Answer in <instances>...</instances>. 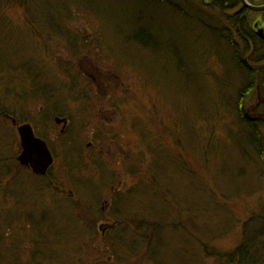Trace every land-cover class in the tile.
<instances>
[{
  "label": "rangeland",
  "instance_id": "374dc122",
  "mask_svg": "<svg viewBox=\"0 0 264 264\" xmlns=\"http://www.w3.org/2000/svg\"><path fill=\"white\" fill-rule=\"evenodd\" d=\"M19 1L0 0V107L31 124L55 158L47 177L20 169L18 132L0 117V264H224L244 233L263 243L253 229L264 217V95L256 85L244 106L262 120L253 152L219 103L228 96L216 92L200 0H190V18L154 0H31L38 20ZM138 28L159 46L148 33L149 47L136 43ZM111 194L121 196L116 208ZM91 206L101 212L83 219ZM116 214L133 222L118 258L99 230ZM50 249L54 260L36 255Z\"/></svg>",
  "mask_w": 264,
  "mask_h": 264
},
{
  "label": "trees",
  "instance_id": "16d2710c",
  "mask_svg": "<svg viewBox=\"0 0 264 264\" xmlns=\"http://www.w3.org/2000/svg\"><path fill=\"white\" fill-rule=\"evenodd\" d=\"M154 1L165 4L173 12H175L174 15H183L185 18L196 16V12L194 10L192 11L189 6V3H191L190 0ZM247 2L252 6L264 5V0H247ZM65 3L67 4V2ZM18 4L22 7L24 5L25 10L33 14V19L38 20L35 14L37 12H42L40 7L38 8V10L33 11L31 8V0L19 1ZM60 5L62 6V10L63 7L66 6L62 3ZM201 5L203 7L199 10V13L196 16L195 20L201 34H205L206 38L204 37L202 39L204 40L205 46L208 49V51L206 52L215 54L216 60L219 63L218 67L220 68V74L217 76L215 75L216 78L214 80L216 84V92L218 93V98L220 100L222 99L221 93H227L225 97L228 96L225 101L222 100L223 102L220 101L219 103L223 108L225 106L224 111L227 110L229 114L234 115L236 126H238L239 128L237 134L241 133L242 130V133H244L245 135V140L250 139L251 141L250 144L252 145V151L258 152V147H260L261 143L259 124L262 123V120L260 121L259 119L255 120L251 118L249 114H246L244 106L246 99L251 96V94L253 93L252 91H254V87L256 85H258L259 89L264 95V38H261L257 35L256 30L254 29L255 26L253 25L252 17L256 16L255 18L257 19V15L261 16L260 20L262 21V24L264 26V12L255 13L248 10L247 8L242 6L241 0H211L210 3H201ZM39 15L41 17L40 19H42V15L40 13ZM61 19L66 20L67 18L65 19V17L63 16L58 17L56 21L60 22ZM212 21L220 23L218 25H213ZM137 31L138 35L134 39L136 43L139 37H141L142 41L140 42V45L146 46L145 48L149 47L147 46V40L145 36V33H148L149 40L151 39L150 46L152 48L159 46L157 43H155L158 41V39L156 38V34H152L150 31H144L142 28H138ZM198 38L201 40L200 37ZM15 100H17V102H21L19 98ZM56 113V115H61V113L59 112ZM43 114H46V112H42V116ZM7 116H13L19 123H28L26 120L15 116L13 113L6 114L3 111V108L0 107V117L4 120L7 119ZM153 184L155 187V185H157L156 181L153 182ZM147 193L149 195L148 191ZM111 196H113L114 199L113 203L115 202L114 196L118 199H121V196H119L118 194H111ZM117 204L118 203L116 200V203L113 204V208H116ZM151 210V213L154 212L153 214H156L157 218L160 220V223L165 224L168 221L164 220L163 212L156 211L155 209ZM113 211L112 214L115 213V210ZM95 212H101L98 206L89 207L88 210L84 211L83 219L90 220L89 215L94 216L95 218ZM115 216H117L118 219H113L114 221L109 225L110 227L107 228L103 241L106 237V241H109L110 243V253H112L113 256H117L118 258V252H120V249L125 246L124 238L128 233L127 230L133 231V227L130 225V223L133 222H126V220L121 221L118 214H116ZM109 218L111 219V216ZM98 221L99 220L89 221L90 227L93 229V226L96 225ZM141 223L146 225L147 221L143 220L141 221ZM143 224H141V230L145 231V226ZM163 224H159L160 226L155 229V232L153 234V245H151L150 242L146 244V249L148 251H152V253L155 249H159L160 247L158 243L163 239L161 232L163 233L165 231L164 229H162ZM89 225L87 224V226ZM258 226L259 228L261 227V232L257 240L260 237H264V217L262 218V221H260ZM137 228H140L139 224ZM177 230V228L170 225L169 232L171 234L167 232V236H171L174 238L176 236ZM243 230H246L245 226L243 227ZM107 233H109V236L106 235ZM53 235L55 237V234ZM88 236L89 237L87 238L92 237L91 243L93 244L95 242V239H93L94 233L91 231V229H89ZM87 238H79L78 241L81 245V250H83L85 246H88L89 242L87 241ZM243 241H246L247 244L240 245V243H242ZM240 243L234 249H232L230 253H226V255L221 258L224 261V264H262V260L264 259V241L263 243L261 241L256 242V238H248V235L244 233V235L242 236V241ZM259 243L260 247H258ZM132 248L130 249V251H132ZM36 255H39L43 260H54L55 257H58L57 253H55L52 249L48 250L46 254L39 250L38 252H36ZM151 262L153 264H158V261L155 258L152 259Z\"/></svg>",
  "mask_w": 264,
  "mask_h": 264
},
{
  "label": "water",
  "instance_id": "95a60500",
  "mask_svg": "<svg viewBox=\"0 0 264 264\" xmlns=\"http://www.w3.org/2000/svg\"><path fill=\"white\" fill-rule=\"evenodd\" d=\"M241 3L243 7L247 8L252 12L255 13L264 12V5L252 6L247 2V0H241ZM256 33L261 38H264V30L262 28L257 29ZM56 121L59 123L58 119H56ZM12 123L14 124L15 122L13 121ZM17 132L19 135L20 145L22 148V152L20 156H18L17 160L21 165H27L29 163H32L33 157L40 159L42 165H45V167L52 164L53 158L47 148L46 143L40 138H37L35 136L33 132V128L30 124L26 123L18 126ZM42 171L44 172L45 169H43ZM36 172L41 173L40 171H36ZM109 227L110 226L101 225L99 230L102 231L104 228L107 229Z\"/></svg>",
  "mask_w": 264,
  "mask_h": 264
},
{
  "label": "flooded vegetation",
  "instance_id": "af4514ba",
  "mask_svg": "<svg viewBox=\"0 0 264 264\" xmlns=\"http://www.w3.org/2000/svg\"><path fill=\"white\" fill-rule=\"evenodd\" d=\"M200 2L201 3H203V4H208V3H210L211 2V0H206L205 2L204 1H202V0H200ZM259 27H262L263 28V30H264V26H263V24H262V26H259ZM257 31V30H256ZM254 66H257V65H254ZM258 67H259V65H258ZM263 112V111H262ZM9 118H10V120H11V123L14 121L15 123L13 124L12 123V126L13 127H16V130H17V127L18 126H20V125H22V124H26V123H24V122H22V123H19V122H17L16 121V119L14 118V117H10V116H8ZM63 118V119H62ZM56 119H58L59 120V123H60V125L62 126L61 128L63 129L62 130V132L64 131L65 132V130L68 128V124H69V120H68V118L66 117V116H63V117H60V118H56ZM254 119V118H253ZM29 124V123H28ZM31 125V124H30ZM32 126V125H31ZM32 128H33V132H34V134H35V136L37 137V138H40L41 140H43L45 143H46V145H47V148H48V150H49V152L51 153V155H52V164L51 165H49V166H46L45 167V165H42V162L40 161V159H38V158H36V157H33V160H32V163H29V164H27V165H21L19 162H18V160H17V158H18V156H20V154H21V152H22V148H21V145H20V140L18 141V147H19V154L17 155V157L15 156V161L17 162V164H18V167H20V169H28L34 176H38V177H47L48 176V174H49V172H50V170H51V167L53 166V162H54V152L51 150V148L49 147V145H48V142L46 141V139L45 138H43L42 136H40L39 134H37V132H36V130L34 129V127L32 126ZM18 138H19V136H18ZM16 153V152H15ZM12 160H13V156H12ZM12 165H14V163H11ZM45 167V168H44ZM43 169H45V171L43 172L42 170ZM36 171H40L41 173H38V172H36Z\"/></svg>",
  "mask_w": 264,
  "mask_h": 264
},
{
  "label": "bare ground",
  "instance_id": "6f19581e",
  "mask_svg": "<svg viewBox=\"0 0 264 264\" xmlns=\"http://www.w3.org/2000/svg\"><path fill=\"white\" fill-rule=\"evenodd\" d=\"M261 228V227H260ZM259 228V226L257 227H254V229H253V231L254 232H256V233H258V232H261L260 229ZM248 238H253V239H255V234L254 233H252V236L251 235H248ZM242 244H247V242L246 241H243L242 243H240V245H242Z\"/></svg>",
  "mask_w": 264,
  "mask_h": 264
}]
</instances>
